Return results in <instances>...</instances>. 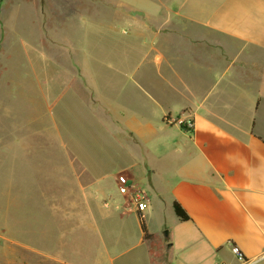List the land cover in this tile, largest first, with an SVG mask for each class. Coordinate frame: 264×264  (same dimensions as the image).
<instances>
[{
  "label": "crops",
  "instance_id": "1",
  "mask_svg": "<svg viewBox=\"0 0 264 264\" xmlns=\"http://www.w3.org/2000/svg\"><path fill=\"white\" fill-rule=\"evenodd\" d=\"M151 1L146 9L162 15L166 7L158 13L156 0ZM53 12L42 8L41 0H0V79L17 48L33 53L38 49L39 61L44 16ZM174 12L182 23L130 29L161 40L135 42L145 59L152 56L161 70L152 71L150 65L140 71L136 64L134 71L107 77L102 101L78 63L80 72L72 71V45L65 52L67 63L49 57L54 76L69 71L61 79L66 81L60 84L62 91L51 100L49 125L40 126L37 134L43 143L63 151L72 170L74 141L67 131V106L72 100V106L90 104L99 126L112 128L120 150L129 154L131 161L122 166V173L148 196L141 213L117 211L114 202L105 208L101 201L95 216L90 206L80 204V229L87 237L94 225L97 230L92 264H235L230 244L239 247L247 264H264V0H183ZM12 35L17 45H10ZM34 67L39 73L44 69ZM72 83L86 97L73 98ZM167 117L191 121L192 127L187 131L166 122ZM20 145L23 151L24 138ZM69 187V200L66 194L61 197L59 210L54 207L60 216L53 222L69 223L71 237V181ZM98 188L88 186L87 191L98 193ZM80 189L84 191L83 185ZM174 201L188 221L176 217ZM139 217L148 239L143 238ZM96 222L104 228H96ZM28 250L32 260L16 250V263L1 264H39L35 255H46L47 264H76L67 263L61 252L51 256Z\"/></svg>",
  "mask_w": 264,
  "mask_h": 264
},
{
  "label": "rangeland",
  "instance_id": "2",
  "mask_svg": "<svg viewBox=\"0 0 264 264\" xmlns=\"http://www.w3.org/2000/svg\"><path fill=\"white\" fill-rule=\"evenodd\" d=\"M182 1L156 0L158 13L164 6L166 9L162 15H155L145 7L147 3H153L151 0H41L42 8L55 11L44 16L46 24L41 31L43 54L36 62L38 49L34 53L15 49L10 66L4 69V77L0 79V220L3 222H0V264L7 261L16 263V250L32 255L28 248L51 256L61 252L58 258L61 255L67 263L92 264L97 257V230L94 225L87 237V231L80 229L77 218L81 215L80 204L90 206L96 216L97 203L104 200V194L110 197V202L121 203L114 176L123 172L122 166L131 161L127 151L123 149V153L120 150L113 129L99 126L93 106H72L73 100L68 103L66 113L67 131L74 141L73 169L70 170L69 160H65L63 151L42 142L37 130L42 125H49L51 100L62 91L60 84L66 81L61 79L69 71L57 72L54 76L55 66L48 58L55 57L67 63L65 52L67 46L72 45L69 50L71 54L73 52L72 71L80 72L81 69L86 83L102 101V95L107 93L103 87L108 83L107 77L121 71H134L136 64L140 71L148 70L150 65L152 71L161 70L160 64L151 60L152 56L145 59L144 52L135 43L161 40L134 34L130 29L142 25L156 29L163 23H182L174 12ZM78 26L81 28L79 31ZM14 36H11L10 45H17ZM33 65L44 69L39 73L40 70H35ZM33 73L37 76L33 77ZM29 75L35 79L32 81ZM72 86L70 93L73 98L79 101L86 97L84 91L73 83ZM109 92L112 95L111 90ZM38 116L42 117L40 122ZM102 132L104 134L99 137ZM22 138L25 139L23 151L20 145ZM84 169L93 176H88ZM70 181L74 215L71 237L69 223L53 222L60 216L54 207L59 210L61 197L66 194L69 200ZM88 186H98L99 192L87 191ZM96 228L103 229L104 225L96 222ZM65 232H68L67 237ZM85 239L89 241L88 246ZM6 251H9V256L5 255ZM31 255L24 257L32 260ZM35 259L39 264L48 262L46 255H35Z\"/></svg>",
  "mask_w": 264,
  "mask_h": 264
},
{
  "label": "built area",
  "instance_id": "3",
  "mask_svg": "<svg viewBox=\"0 0 264 264\" xmlns=\"http://www.w3.org/2000/svg\"><path fill=\"white\" fill-rule=\"evenodd\" d=\"M166 122L170 124H178L180 126L183 125L184 129L187 131L192 127L191 121H182L176 117H167ZM114 179L116 191L121 197V203H117L115 205V210L122 213H141L147 208L149 202L147 194L140 188L136 187L126 174L122 172L118 173ZM109 198L110 197L107 196L104 200H102V205L105 208H108L111 204ZM229 249L235 259V264H247L245 257L238 246L230 244Z\"/></svg>",
  "mask_w": 264,
  "mask_h": 264
},
{
  "label": "trees",
  "instance_id": "4",
  "mask_svg": "<svg viewBox=\"0 0 264 264\" xmlns=\"http://www.w3.org/2000/svg\"><path fill=\"white\" fill-rule=\"evenodd\" d=\"M181 127L184 129L183 125H181ZM172 209L174 214L180 221H188L190 219L188 214L185 212V210L177 202L174 201L172 203ZM139 224H140V229L143 233V238L148 239L150 235L147 233L144 222L141 219V217H139Z\"/></svg>",
  "mask_w": 264,
  "mask_h": 264
}]
</instances>
